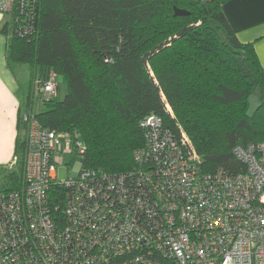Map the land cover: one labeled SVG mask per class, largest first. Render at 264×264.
Here are the masks:
<instances>
[{"label": "trees", "instance_id": "trees-1", "mask_svg": "<svg viewBox=\"0 0 264 264\" xmlns=\"http://www.w3.org/2000/svg\"><path fill=\"white\" fill-rule=\"evenodd\" d=\"M226 1L39 0L34 31L17 33L12 16L3 28L9 66H28L23 105L33 76L64 79V98L42 100L37 118L79 136L84 150L73 160L87 170L133 171L145 144L142 122L153 114L175 134L187 132L203 171L243 170L235 147L264 141V100L251 107L264 89V67L254 43L242 42L229 23ZM15 156L14 167L0 169V191L22 185L20 136ZM49 193L64 206V189Z\"/></svg>", "mask_w": 264, "mask_h": 264}, {"label": "built area", "instance_id": "built-area-1", "mask_svg": "<svg viewBox=\"0 0 264 264\" xmlns=\"http://www.w3.org/2000/svg\"><path fill=\"white\" fill-rule=\"evenodd\" d=\"M38 6L0 0V14L24 35ZM31 95L20 117L22 185L0 191V264H264V141L235 147L243 170L205 172L187 132L153 114L133 171L96 172L76 160L61 180L63 154L74 161L84 143L37 118L41 101L58 96L56 74L35 78ZM52 186L64 189L63 207L53 205Z\"/></svg>", "mask_w": 264, "mask_h": 264}, {"label": "crops", "instance_id": "crops-1", "mask_svg": "<svg viewBox=\"0 0 264 264\" xmlns=\"http://www.w3.org/2000/svg\"><path fill=\"white\" fill-rule=\"evenodd\" d=\"M223 10L242 42H253L264 67V0H227ZM10 15L0 14V169L11 168L18 144L20 117L25 109V94L19 70L7 62V37L3 28ZM27 101V100H26Z\"/></svg>", "mask_w": 264, "mask_h": 264}, {"label": "rangeland", "instance_id": "rangeland-1", "mask_svg": "<svg viewBox=\"0 0 264 264\" xmlns=\"http://www.w3.org/2000/svg\"><path fill=\"white\" fill-rule=\"evenodd\" d=\"M21 71L19 70L20 73V78H21V84L23 85V92L25 95L28 94L29 92V79H30V75H29V71H28V66L21 64ZM17 70V68L15 69V71ZM35 77L33 76V78L31 79V87H30V91L32 89L33 83H34ZM58 85H60V87L58 88V96L60 98H64L66 92H67V86L66 83L64 81L63 78H58ZM31 93V92H30ZM264 100V89L257 91L251 98V107L254 108L258 105L260 100ZM27 100V98L25 97V101ZM38 109V107H37ZM63 165L60 166L59 171H58V179H65L69 174H68V169L72 166L73 168L77 166V161H72V155L71 153H65L63 154ZM71 174H73L71 172Z\"/></svg>", "mask_w": 264, "mask_h": 264}, {"label": "water", "instance_id": "water-1", "mask_svg": "<svg viewBox=\"0 0 264 264\" xmlns=\"http://www.w3.org/2000/svg\"><path fill=\"white\" fill-rule=\"evenodd\" d=\"M175 14L176 15H187L188 12L184 9L175 8Z\"/></svg>", "mask_w": 264, "mask_h": 264}]
</instances>
